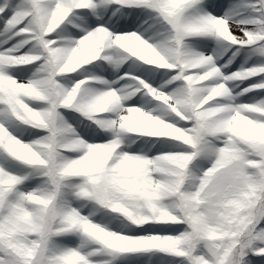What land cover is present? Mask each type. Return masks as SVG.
<instances>
[{
	"label": "snow or ice",
	"instance_id": "snow-or-ice-1",
	"mask_svg": "<svg viewBox=\"0 0 264 264\" xmlns=\"http://www.w3.org/2000/svg\"><path fill=\"white\" fill-rule=\"evenodd\" d=\"M0 264H264V0H0Z\"/></svg>",
	"mask_w": 264,
	"mask_h": 264
}]
</instances>
